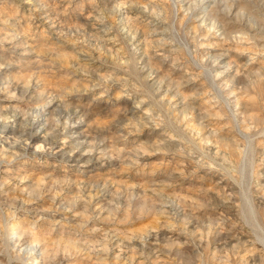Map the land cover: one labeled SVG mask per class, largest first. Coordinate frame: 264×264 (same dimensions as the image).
Returning <instances> with one entry per match:
<instances>
[{
	"label": "rangeland",
	"instance_id": "1",
	"mask_svg": "<svg viewBox=\"0 0 264 264\" xmlns=\"http://www.w3.org/2000/svg\"><path fill=\"white\" fill-rule=\"evenodd\" d=\"M21 1L0 0V264H264V0Z\"/></svg>",
	"mask_w": 264,
	"mask_h": 264
},
{
	"label": "bare ground",
	"instance_id": "2",
	"mask_svg": "<svg viewBox=\"0 0 264 264\" xmlns=\"http://www.w3.org/2000/svg\"><path fill=\"white\" fill-rule=\"evenodd\" d=\"M213 0H204L203 2V7L207 8L210 3ZM23 3V5L25 7L29 6L31 4L30 0H22L21 1ZM202 8V7H201ZM210 8V7H208ZM207 11V10H206ZM142 15V14H141ZM96 16V15H95ZM94 18V17H93ZM91 19V18H90ZM113 22V21H112ZM156 35H161V32H157L155 33ZM164 34V33H163ZM105 40L113 45H116L117 43L114 42V37L111 36L108 32L105 33ZM79 50V49H78ZM82 56L83 61H88L87 57L85 56L86 54L81 53L80 54ZM81 58V57H80ZM84 61V62H85ZM95 64V63H94ZM264 79V78H263ZM262 81V80H261ZM131 99V98H130ZM139 106V105H138ZM45 113L41 112L40 110H37L36 114L34 115L33 119H32V123L34 124L35 128H36V132H35V136L36 137H43L46 133V126H45V118H44ZM21 117V116H20ZM9 119V118H8ZM78 125L76 123L72 124V125H68L65 126V130L63 131V133H65V135H63V138H67L69 140H74L76 139L79 135V127H77ZM68 140V141H69ZM67 140L62 141L61 144L57 145L58 151L59 150H63V145L65 144ZM8 145V137L4 134L3 130H0V147H5ZM84 147V146H83ZM42 150V149H41ZM73 150V149H72ZM71 150V151H72ZM39 150H35V153H38ZM68 156V160L72 162V165H74L76 162L80 161L83 162V165H90V162L93 161L94 159H92L91 157H86L85 153H81L79 155H77L76 153H69L67 154ZM85 158V159H84ZM94 158V157H93ZM99 159V158H98ZM96 159V161L98 160ZM255 218V217H254ZM13 234H15V232L13 231ZM262 240V239H261ZM38 249V248H37ZM38 253L34 252L32 255V258H35L36 255ZM42 255V254H41Z\"/></svg>",
	"mask_w": 264,
	"mask_h": 264
}]
</instances>
